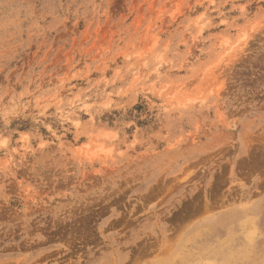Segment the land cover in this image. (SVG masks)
Wrapping results in <instances>:
<instances>
[{
	"label": "rangeland",
	"instance_id": "374dc122",
	"mask_svg": "<svg viewBox=\"0 0 264 264\" xmlns=\"http://www.w3.org/2000/svg\"><path fill=\"white\" fill-rule=\"evenodd\" d=\"M0 264H264V0H0Z\"/></svg>",
	"mask_w": 264,
	"mask_h": 264
}]
</instances>
